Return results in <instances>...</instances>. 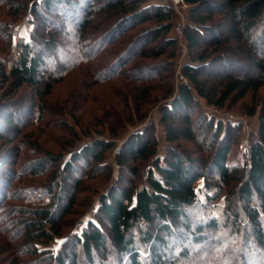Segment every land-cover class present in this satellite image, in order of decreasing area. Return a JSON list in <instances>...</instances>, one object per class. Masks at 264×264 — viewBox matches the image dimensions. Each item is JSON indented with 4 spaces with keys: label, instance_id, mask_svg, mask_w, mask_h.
Segmentation results:
<instances>
[{
    "label": "trees",
    "instance_id": "obj_1",
    "mask_svg": "<svg viewBox=\"0 0 264 264\" xmlns=\"http://www.w3.org/2000/svg\"><path fill=\"white\" fill-rule=\"evenodd\" d=\"M27 1L33 5L36 17L45 26L43 35L31 34L29 38L18 41V57L8 72L7 80L16 89L22 86L35 89L41 85L43 90L39 97L48 94L51 88V74L43 73L48 66L45 53H57L66 24L75 25V36L90 52L98 53L109 43V38L117 35L114 41H110L119 44L117 54L106 51L110 57H104L108 58L110 66L104 73L98 72L103 81L118 77L112 68L118 64L124 66L130 52L150 34H161L159 48L149 52L146 46L150 41H146L138 50L141 57L147 58L150 53L157 59L174 44V40L166 37L170 23H163V19L169 17V10L145 0ZM185 2L189 5L190 21L185 38L190 61L183 66L181 73L187 83H180L174 95L169 86L163 98L169 101L160 108L159 120L168 143L179 138L203 142L211 129L212 122L207 121L203 114L197 115L194 121L190 119L193 110L199 106L193 91L207 105L221 107L231 96L241 99L248 92L256 93L264 86V0ZM101 12H105L104 16L93 23L96 14ZM106 18L110 21L106 22ZM152 19L159 21L157 26L146 27L133 38L127 35L131 28ZM157 64L146 66L143 71L135 69V72H130L132 75L127 74L123 78L132 81L137 88L149 83V79L139 83V77ZM247 114L257 115V129L241 171L225 163L227 130L217 122L212 126L214 137L204 144L206 151L216 144L206 165L205 161L198 162L170 147L168 155L152 161L154 168L149 171L147 185L134 189L132 184H126L121 189L119 184L126 175L132 178L137 175V169L128 165L129 160H146L156 155L153 141L145 138L143 132L128 135L118 148L121 151L116 153L119 184L100 196L97 223H85L79 235H70L71 252L69 255L57 254L53 258L54 264H181V260L191 258L189 245L201 248L208 240V233L204 230L217 228L218 217L213 211L220 209L214 204L218 193H209L221 188L231 196L223 215H228L232 221L243 219L254 241L264 249V95L257 106L247 109ZM14 122L13 116L0 118V139L4 131H10V138L18 135ZM195 130L198 135L194 134ZM113 146L112 141L98 138L70 153L72 162L56 171L52 182L46 186V194H54L52 201L29 209L27 217L21 219L25 238L47 241L52 236L50 230L59 232L60 216L69 208L58 213L63 207V194L74 189L67 183L73 171V161L80 156L90 157L92 165L85 178H94L97 170L106 167V163H102L101 152ZM96 147H100V151L94 152ZM50 160L56 163L60 158L53 156ZM2 168L0 162V178ZM197 180H201V189L194 187ZM78 182L82 179L75 185ZM233 182L237 184L232 186ZM201 192L205 193V200L211 202L205 207L209 213L198 222H192L188 217L189 211L198 203ZM234 201L243 202L240 211L231 205ZM77 246L80 247L78 259ZM24 254L31 253L27 249Z\"/></svg>",
    "mask_w": 264,
    "mask_h": 264
},
{
    "label": "rangeland",
    "instance_id": "obj_2",
    "mask_svg": "<svg viewBox=\"0 0 264 264\" xmlns=\"http://www.w3.org/2000/svg\"><path fill=\"white\" fill-rule=\"evenodd\" d=\"M145 2L160 5L170 12L163 23H170L166 37L174 40V44L166 48L162 56L156 59L150 53L147 58L138 55V50L146 41H150L146 46L149 52L159 48L161 34H150L130 52L124 66L118 64L112 68L118 77L103 81L98 72L104 73L110 66L108 58L104 57H110L106 51H115L117 54L119 44L113 42L117 35L109 38V43L98 53L90 52L75 36V25L66 24L57 53H45L48 66L43 73L51 74V88L48 94L39 97V92L43 90L41 85L35 89L25 86L16 89L7 80V75L18 57V41L29 38L31 34L42 37V28L45 26L36 17L29 1L0 0V118L13 116L18 128V135L11 137L12 140L8 135L10 131H4L0 139V162L3 165L0 178V264H54L53 258L57 254L69 255L72 240L68 237L79 235L85 223H97L100 196L119 184L120 170L116 164V153L121 151L118 150L121 142L134 132H143L145 138L153 141L156 155L146 160H129L128 165L137 169V175L134 178L126 175L122 184H119L121 189L126 184H132L134 189L147 185L149 171L154 168L152 161L156 157L162 159L168 155L170 147L198 162L205 161L206 165L216 144L207 151L204 144L214 137L212 126L217 122L227 130L226 165L236 166L240 171L245 166L246 153L257 129V115L249 116L247 109L258 105L264 95V86L256 93L248 92L241 99L231 96L221 107L207 105L193 91L199 106L193 110L190 119L194 121L197 115L203 114L207 121L212 122L211 129L202 139L203 142L179 138L168 143L159 120L160 108L169 101L163 99L168 88L171 87L170 91L174 95L180 83H187L183 80L185 77L181 78V69L190 61L185 38L190 18L188 10L184 12L179 8L168 7L161 0ZM104 13L96 14L93 23ZM105 21H110V18ZM158 23L155 19L141 23L131 28L127 35L133 38L141 30L155 27ZM180 23L182 32L176 29ZM156 63H159L156 67L138 76L141 79L139 83L147 79L149 83L134 88L132 81L123 78L127 74L132 75L130 72H135V69L143 71L144 67ZM194 134L198 135L196 130ZM98 138L112 141L114 145L101 152L102 163H106V167L97 170L94 178H85L92 165L90 157L80 156V159L73 161V171L67 183L74 189L63 194V207L58 213L69 208L60 216L59 232L50 230L52 236L47 241L25 238L20 221L27 217L26 212L52 201L54 194L48 196L46 186L52 182L56 171L64 168L67 162H72L71 152ZM97 151H100V147L94 149V152ZM53 156L60 160L51 162ZM41 164L44 166L39 167ZM80 179L82 182L75 185ZM236 184L233 182L231 185ZM194 187L201 189V180H197ZM215 193L218 196L214 204L220 208L213 211L218 217L217 228H206L207 242L199 249L189 245L191 258L180 263L264 264V249L250 235L249 226L244 225L243 219L232 221L228 215H223L231 196L225 188L209 194ZM197 201L196 206L189 211L188 217L192 222H198L209 213H206L205 207L211 202L205 200L204 192L199 193ZM231 205L240 211L243 202L234 201ZM27 249L31 254H24ZM79 252L80 247L77 246V259L80 257Z\"/></svg>",
    "mask_w": 264,
    "mask_h": 264
},
{
    "label": "built area",
    "instance_id": "obj_3",
    "mask_svg": "<svg viewBox=\"0 0 264 264\" xmlns=\"http://www.w3.org/2000/svg\"><path fill=\"white\" fill-rule=\"evenodd\" d=\"M161 3L166 4L168 7H172L175 9L179 8L184 12L189 10V5L185 2V0H161ZM176 29L178 32H182L183 28L181 23L177 25ZM181 78L183 79L184 77L181 76ZM183 80H185V78Z\"/></svg>",
    "mask_w": 264,
    "mask_h": 264
}]
</instances>
